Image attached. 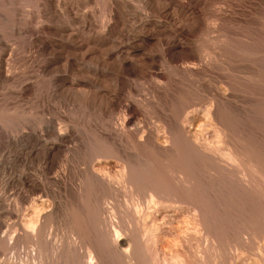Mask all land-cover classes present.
Masks as SVG:
<instances>
[{"label": "rangeland", "instance_id": "rangeland-1", "mask_svg": "<svg viewBox=\"0 0 264 264\" xmlns=\"http://www.w3.org/2000/svg\"><path fill=\"white\" fill-rule=\"evenodd\" d=\"M191 66V75L181 73ZM210 98L227 127H217L219 139L204 119ZM196 103L183 133L201 145L220 141L236 161L211 160L216 166L183 154L196 177L200 233L184 223L195 215L189 206L160 204L152 211L156 249L162 257L180 241L188 264H264V0H0V264H84L92 247L103 264H127L97 226L116 207V222L135 241L133 211H146L149 177L135 171L132 192L85 194L76 191L78 166L103 152L143 172L132 142L115 131L124 116L157 124L164 141L157 122L174 127ZM52 143L58 149L48 156ZM168 182V199H189ZM38 211L51 212L41 248L27 227ZM85 211L93 213L87 222ZM136 256L128 264H140Z\"/></svg>", "mask_w": 264, "mask_h": 264}, {"label": "bare ground", "instance_id": "bare-ground-1", "mask_svg": "<svg viewBox=\"0 0 264 264\" xmlns=\"http://www.w3.org/2000/svg\"><path fill=\"white\" fill-rule=\"evenodd\" d=\"M195 69L196 68L194 66H191V67L181 68L180 71H181V73L186 74V75L188 74V76H189L194 72ZM215 101L216 100L214 98H212V99L210 98V101H208V102H210V105L205 109L204 119L207 122L208 126L213 128V130L215 131V134L217 135L216 136L217 139H219L220 137H219V133H218L219 131L217 130V127L219 126L223 129L227 128V127H225V125H223L219 121V118L217 117V113L215 112V109H214ZM197 103L187 105L185 107V109H183V111L178 112L181 114L174 117V119L171 117V119H173V123L175 124L174 127H172V125H171L172 122H168V121L164 122L165 119L163 120V122L162 121L161 122L156 121L157 123L160 124V127L164 131V133H163L165 136L164 141H160V139L157 137L159 131L156 130L157 129L156 128V126H157L156 122L154 123L156 125L152 124L151 126H149V125L152 123V121H149L148 126H146V124L143 127L138 126V125H134V123H133L134 118L129 113H128L129 114L128 116H124L122 123H120V126L117 127L118 129H116L114 127L116 129L115 131L118 133V135L121 136V138H126L125 140L126 141L128 140V143L130 141L132 142V145H131V142L129 143V145H131L133 147V151L136 150L138 152V156H140V158H142L141 160L144 163L143 164L144 166L142 165L140 167V170H142V167H143V170H144V171L142 170L143 172H140L139 170H135L134 167H131L129 162L121 160L118 157H115L111 154L103 153V152H99V151H98L99 153L97 152L98 154L91 161H88L86 163H82L78 166V172H76L77 173L76 175H77V178L79 181V185L77 184L78 188L76 191H78L79 193H85V194H89V193L98 191L99 189L100 190L106 189L109 192H113V193L114 192H125V193L132 192L135 189V182L137 181L136 180L134 182V178H133V177H136V175L134 176L135 171L138 173V176H140V177H149V178H146V181H148L147 179H149L150 185H151V186L150 185L149 186L151 189L148 191L149 196H148L147 200L144 199L145 202H143L146 211L145 212L143 211L144 209H142L143 207H141L140 203L139 204H140L141 209H140V207L138 208L137 206H139V205H137L136 206L137 209H135L136 208L135 207L134 208L135 210L133 211V215H134L133 222H134V225H135V228L137 231L136 232V235H137L136 240H135V236L133 237L135 241H133L132 238L129 236L130 233L128 232L126 227H125V229L122 228L121 226L119 227V225L117 223L118 221L116 222V220H117L116 219V217H117L116 213L117 212L115 210L116 207H112L110 211L107 210L108 213H107L106 217L103 216L104 219L102 220V222H104V223L103 224L99 223L97 226V228L99 227L100 230L102 227V229L104 231V232H102V231H100V232H102L101 236H103V240H104L106 246H108V248L113 250L115 253L117 252L125 261H127V264L133 262V257H134L135 252H137L139 255L136 257H138V259L140 260L139 261L140 264H160V263L161 264L162 263L163 264H188L186 259L183 258L184 255H182L180 253V251L178 250L179 248H181V245H180L181 243H179L180 241H175V244L173 246L176 249L170 250V252H168L169 254H167V252L165 251V248H162V253H163V251H164V253H163L162 257L159 256V250H158L159 248L156 249V245H157L156 232L158 231V227L155 224V222L152 221V211L155 210L156 207H158L160 204H165V203H170V204L172 203L174 205H179V206L184 204L186 206H189L195 215L193 216L191 221L188 220L189 221L188 222L186 219H184L185 222H184V220L181 222H184L186 224V226L189 225L188 229L192 234L198 235L200 232L198 233V231H199V229H198V222L199 221L198 220L199 219L197 220V218H196V214H198V211H199V207H198L196 200H195V195H196V191H197L196 190L197 189L196 188V186H197L196 177L194 175H189L188 173L185 172L184 166L187 165L186 163L189 160L186 162V160L184 159V161H183V157H182L183 154L184 153L189 154V156L192 158H195V156H197V155H202L203 158H205L206 160L207 159L210 160V162L213 159H219L220 161H223L224 163H226V162L235 163V161H236L235 156L231 152L224 153L223 151H221L219 149L218 145H219L220 141H217L216 144H214V142L211 143V141H210V142H207L205 145H201L199 143L197 136L196 137H188L185 135V133H183L182 128H183V124L186 122L187 117L189 115H193V114L196 115L195 113H197V110L200 106ZM216 117H217V119H216ZM169 121H171V120H169ZM63 134L59 130H56L55 134H54L55 140L61 141V139L64 136ZM57 149H58V146H56L55 143L49 144V146L47 147V150H46L47 155L48 156L53 155V152ZM151 152H156L157 154L159 153V155H161V156L160 157H155V156L153 157ZM112 160H115V161H112ZM219 160H218V162H219ZM112 162H115V164L118 167V171L116 174H113L110 171V168H107ZM213 162H214V160H213ZM213 162H211V163H213ZM63 164L64 165H62L60 167L61 168V174L63 172L65 173L67 170V168H65L67 166V160H65V162ZM189 164H190V162H189ZM191 164H193V163H191ZM214 165L219 166L218 164H214ZM46 166H47V168H46L47 171H51L54 169L51 165L50 166L46 165ZM191 167H192V165H191ZM191 167L189 166V168H191ZM192 170H191V172H192ZM210 170H212V169L210 168ZM213 170H214V168H213ZM193 171H195V170H193ZM191 172H190V174H191ZM59 174L60 173H58V175ZM233 174H234V171H233ZM168 180H169V182H171V185L174 187V189L176 191L182 189V187L183 188L185 187V189H187L189 194H190L189 199L181 200L182 198L180 199L178 197L168 199L169 198L167 196L168 193H166V191L163 190V189L167 188V181ZM78 181H77V183H78ZM158 190L159 191L163 190V192L160 194V193H158ZM79 195H81V194H79ZM76 211H78V210H76ZM79 211H81V210H79ZM92 212H95V211L92 210ZM76 213L78 214V212H76ZM81 213H79V214L81 215ZM82 214L85 215V217H86L85 221L87 220V218H90L93 216V213H90L89 211H87V212L85 211V214L84 213H82ZM101 214H102V212H101ZM50 215H51V212H48V211L47 212H42V211L39 212L38 211L37 215L35 217L36 220H29V222L27 224V227L33 231V240L35 241L34 244H35V246L37 245L38 248H41L40 245H42L41 244L42 234H43L42 232H43V229L46 225L45 220ZM82 217H84V216H82ZM82 217H81V220H82ZM182 227H184V226H182ZM132 233H134V231H132ZM31 238H32V236H31ZM74 243L76 245L77 244L80 245V243H83V241L80 238H77ZM74 243H73V245H74ZM37 247H35V249ZM81 247H83V246L81 245ZM90 247H92V246H90ZM197 250H198V248H197ZM235 251L236 250L234 248L233 252H235ZM233 252H232V254H233ZM242 252H243V250H242ZM160 253H161V251H160ZM237 257H238V255H236V253H235L233 258L236 259ZM248 258H247V260H248ZM215 259L217 261V258H214L213 261ZM84 260H85V263L83 262L84 264H103L101 254H99V252H97L95 249H93V247L88 250L86 257L84 256ZM216 261L213 262V264H216ZM246 261H243V262H246ZM249 261H250V259H249ZM251 262L253 263L254 260ZM135 263H136V261H135ZM245 264H248V263H245Z\"/></svg>", "mask_w": 264, "mask_h": 264}]
</instances>
